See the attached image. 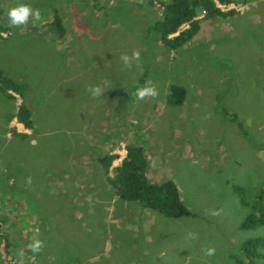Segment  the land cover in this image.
<instances>
[{"label": "rangeland", "instance_id": "obj_1", "mask_svg": "<svg viewBox=\"0 0 264 264\" xmlns=\"http://www.w3.org/2000/svg\"><path fill=\"white\" fill-rule=\"evenodd\" d=\"M167 1L0 0V70L23 90L0 93V264H245L241 244L264 238V221L239 228L249 214L264 219V0H231L222 18L197 13L196 34L177 51L145 34ZM19 4L42 20L10 27L6 12ZM134 50L142 63L125 68L120 56ZM145 64L142 86L159 96L137 102ZM171 85L185 90L178 106L167 102ZM19 104L32 131L12 117ZM127 145L144 149L150 182L176 184L187 214L115 199L97 159L116 154L112 169ZM254 253L264 264V249Z\"/></svg>", "mask_w": 264, "mask_h": 264}, {"label": "trees", "instance_id": "obj_2", "mask_svg": "<svg viewBox=\"0 0 264 264\" xmlns=\"http://www.w3.org/2000/svg\"><path fill=\"white\" fill-rule=\"evenodd\" d=\"M231 3V0H169L161 2L160 19L154 21L151 25L149 24L145 34L150 36L151 41H158L168 50H180L192 39L199 28V21L196 19L197 13H202L205 18L231 16L234 13L233 10L223 11L219 8V6H227ZM50 27L57 35L63 34V28L55 14L50 22ZM2 30L0 28V32ZM146 67L147 65L145 64L144 71L140 74L137 85L133 90L145 83ZM22 91L20 84L14 82L0 70V93L4 98L11 99L12 96L9 92L22 97ZM184 97V88L177 85L169 86L166 92V99L170 105H180ZM226 114L228 113L226 112ZM228 115L233 117V115ZM12 117L24 129L33 130L31 114L25 105L19 104ZM11 134L12 137L17 136L22 139L25 137L15 132ZM123 151L124 156L120 160V164L112 169H109V167L117 159L116 154L104 153L97 159L106 184L112 189L119 201L135 204L142 209L154 211L170 219L187 214V209L182 203L176 184L170 180L152 183L147 179V162L143 148L127 145L123 148ZM110 171L112 172L111 177H109ZM233 192L238 196L239 203H244L241 190L235 187ZM34 193L39 195L38 191ZM37 200V207H40V202L45 203L48 201L46 203L47 206L50 202L48 199L44 201L43 199ZM17 204L24 208L28 206V203H23L21 199L17 200ZM263 221L262 215L256 217L253 214H249L239 225V228L251 229L256 225H261ZM258 246L264 249V238L250 239L241 244L240 251L244 254L245 264H252V258L255 256L254 252ZM236 264H240V262L236 261Z\"/></svg>", "mask_w": 264, "mask_h": 264}, {"label": "clouds", "instance_id": "obj_3", "mask_svg": "<svg viewBox=\"0 0 264 264\" xmlns=\"http://www.w3.org/2000/svg\"><path fill=\"white\" fill-rule=\"evenodd\" d=\"M8 24L10 27H20L28 23L29 19L31 18L34 22L41 21L42 16L39 9H33L30 5L27 4H19L15 7H12L7 10L6 12ZM123 66L125 68H132L133 64L135 63L137 67L140 66L142 63L141 55L138 50H134L129 56L128 54H122L119 58ZM87 91L93 96V98L100 97L104 94V89L100 86H89ZM135 97L136 101H143L148 98L156 99L159 96V91L154 85H150L148 82L144 86H139L136 88L135 92L132 93ZM207 214L210 216H218L220 215V210L216 209H209L206 210ZM188 239H197L198 234L189 232L187 234ZM44 247L43 241L36 239L33 243L29 245V248L33 253H39L42 248ZM215 248L212 247H202L201 252L204 256L210 257L215 255Z\"/></svg>", "mask_w": 264, "mask_h": 264}, {"label": "crops", "instance_id": "obj_4", "mask_svg": "<svg viewBox=\"0 0 264 264\" xmlns=\"http://www.w3.org/2000/svg\"><path fill=\"white\" fill-rule=\"evenodd\" d=\"M115 197V199H117V197L116 196H114ZM125 205V204H124ZM131 205H134V206H136L137 208H139V209H142V208H140V207H138L137 205H135V204H131ZM144 210H147V209H144ZM151 211V210H150Z\"/></svg>", "mask_w": 264, "mask_h": 264}]
</instances>
